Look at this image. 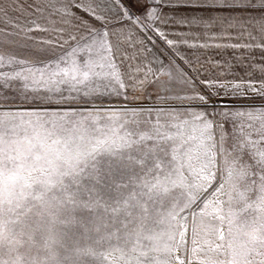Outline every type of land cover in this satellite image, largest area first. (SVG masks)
<instances>
[{
    "label": "snow or ice",
    "instance_id": "snow-or-ice-1",
    "mask_svg": "<svg viewBox=\"0 0 264 264\" xmlns=\"http://www.w3.org/2000/svg\"><path fill=\"white\" fill-rule=\"evenodd\" d=\"M135 3L0 0V264H264V0Z\"/></svg>",
    "mask_w": 264,
    "mask_h": 264
},
{
    "label": "crops",
    "instance_id": "crops-1",
    "mask_svg": "<svg viewBox=\"0 0 264 264\" xmlns=\"http://www.w3.org/2000/svg\"><path fill=\"white\" fill-rule=\"evenodd\" d=\"M128 7L133 11L136 12L138 11L137 5L135 3V0H128ZM163 47V46H161Z\"/></svg>",
    "mask_w": 264,
    "mask_h": 264
},
{
    "label": "rangeland",
    "instance_id": "rangeland-1",
    "mask_svg": "<svg viewBox=\"0 0 264 264\" xmlns=\"http://www.w3.org/2000/svg\"><path fill=\"white\" fill-rule=\"evenodd\" d=\"M217 58H219V57H217ZM234 71L236 73H238L239 75H244V69L243 68L237 67L234 69Z\"/></svg>",
    "mask_w": 264,
    "mask_h": 264
}]
</instances>
